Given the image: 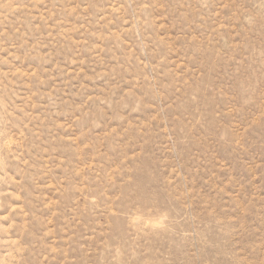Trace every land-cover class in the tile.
<instances>
[{
  "label": "rangeland",
  "instance_id": "1",
  "mask_svg": "<svg viewBox=\"0 0 264 264\" xmlns=\"http://www.w3.org/2000/svg\"><path fill=\"white\" fill-rule=\"evenodd\" d=\"M0 264H264V0H0Z\"/></svg>",
  "mask_w": 264,
  "mask_h": 264
}]
</instances>
